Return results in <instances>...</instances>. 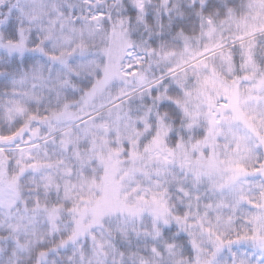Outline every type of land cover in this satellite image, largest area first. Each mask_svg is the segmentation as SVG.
Wrapping results in <instances>:
<instances>
[{
  "label": "snow or ice",
  "instance_id": "6c2138e0",
  "mask_svg": "<svg viewBox=\"0 0 264 264\" xmlns=\"http://www.w3.org/2000/svg\"><path fill=\"white\" fill-rule=\"evenodd\" d=\"M0 264H264V0H0Z\"/></svg>",
  "mask_w": 264,
  "mask_h": 264
}]
</instances>
